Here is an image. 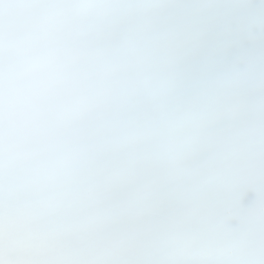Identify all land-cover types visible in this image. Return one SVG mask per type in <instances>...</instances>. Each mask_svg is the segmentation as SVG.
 Returning a JSON list of instances; mask_svg holds the SVG:
<instances>
[{"label":"snow or ice","instance_id":"snow-or-ice-1","mask_svg":"<svg viewBox=\"0 0 264 264\" xmlns=\"http://www.w3.org/2000/svg\"><path fill=\"white\" fill-rule=\"evenodd\" d=\"M0 264H264V0H0Z\"/></svg>","mask_w":264,"mask_h":264}]
</instances>
